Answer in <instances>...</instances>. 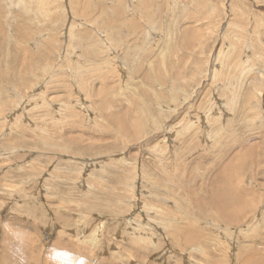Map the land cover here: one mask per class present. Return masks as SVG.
<instances>
[{
    "label": "rangeland",
    "instance_id": "374dc122",
    "mask_svg": "<svg viewBox=\"0 0 264 264\" xmlns=\"http://www.w3.org/2000/svg\"><path fill=\"white\" fill-rule=\"evenodd\" d=\"M263 218L264 0H0V264H264Z\"/></svg>",
    "mask_w": 264,
    "mask_h": 264
},
{
    "label": "bare ground",
    "instance_id": "6f19581e",
    "mask_svg": "<svg viewBox=\"0 0 264 264\" xmlns=\"http://www.w3.org/2000/svg\"><path fill=\"white\" fill-rule=\"evenodd\" d=\"M225 215H227V213H225ZM263 220V222L259 225V226H261L262 224H264V218L262 219ZM226 223V229H227V222H225ZM259 226H257V230H258V227ZM231 234L233 235V233L231 232ZM227 246V245H226ZM229 246V245H228ZM263 262H257V263H255V264H262ZM247 264H251V263H247Z\"/></svg>",
    "mask_w": 264,
    "mask_h": 264
}]
</instances>
